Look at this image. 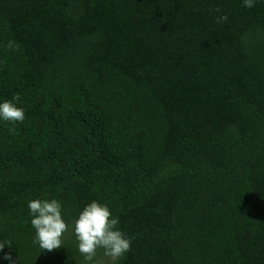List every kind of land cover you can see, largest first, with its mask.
I'll use <instances>...</instances> for the list:
<instances>
[{"label":"trees","instance_id":"1","mask_svg":"<svg viewBox=\"0 0 264 264\" xmlns=\"http://www.w3.org/2000/svg\"><path fill=\"white\" fill-rule=\"evenodd\" d=\"M16 96L0 256L81 264L71 226L34 243L27 202L55 198L69 225L109 206L131 238L117 264H264V0H0V100Z\"/></svg>","mask_w":264,"mask_h":264},{"label":"clouds","instance_id":"2","mask_svg":"<svg viewBox=\"0 0 264 264\" xmlns=\"http://www.w3.org/2000/svg\"><path fill=\"white\" fill-rule=\"evenodd\" d=\"M245 8L255 6L256 0H241ZM227 20L226 15L218 17V22ZM15 42L9 41L6 47L15 48ZM19 97L0 100V122H22L25 109L16 103ZM62 203L55 198H37L27 202L30 225L34 229V243L41 250L48 252L62 246V236L71 226L75 237L77 251L81 254V264H101L97 258L98 252L110 259L111 264H117L131 248V238L119 227L118 216L112 214L106 203L92 200L80 209L71 225L62 215ZM6 245L0 243V251ZM0 260L14 264L11 254L4 253Z\"/></svg>","mask_w":264,"mask_h":264}]
</instances>
